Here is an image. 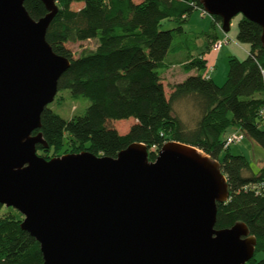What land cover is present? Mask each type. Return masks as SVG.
<instances>
[{
	"label": "water",
	"instance_id": "obj_1",
	"mask_svg": "<svg viewBox=\"0 0 264 264\" xmlns=\"http://www.w3.org/2000/svg\"><path fill=\"white\" fill-rule=\"evenodd\" d=\"M40 1L47 12L33 19L23 0H0V204L22 215L42 263L245 264L254 237L242 222L214 227L226 179L194 146L167 141L153 160L141 142L114 157L37 154L40 114L69 66L45 39L55 0ZM199 1L222 31L241 14L264 38V0Z\"/></svg>",
	"mask_w": 264,
	"mask_h": 264
},
{
	"label": "trees",
	"instance_id": "obj_2",
	"mask_svg": "<svg viewBox=\"0 0 264 264\" xmlns=\"http://www.w3.org/2000/svg\"><path fill=\"white\" fill-rule=\"evenodd\" d=\"M74 2L80 4L76 9L71 8ZM55 4L45 39L55 53L69 60V66L57 80L53 100L61 102L67 91L69 100L88 104L81 114L68 118L46 105L35 130L46 146L38 144L37 154L50 158L66 153L69 146L74 153L86 150L114 157L128 144L141 142L153 160L167 141L194 146L218 164L226 179L228 197L216 203L214 227L244 223L255 240L245 264H264V187L260 186L264 166L253 172L243 155L231 154L224 146L226 134L240 130L264 149L259 116L264 108L261 26L240 16L236 38L247 43V55L228 58L222 84L201 72L207 67L205 59L188 52L189 60L181 68L193 72L166 90L161 78L169 67L165 56L196 46L195 37L183 27L189 14L202 7L199 0H55ZM23 6L33 19L47 12L40 0H23ZM211 19L220 25V17ZM164 21L171 26L162 28ZM87 39H95V47L74 57L66 44ZM184 99L197 110L191 127L174 113V102ZM128 117L134 122L124 133L108 124ZM20 221L12 212L0 216V264H43L39 243L20 228ZM259 251L263 256L256 259Z\"/></svg>",
	"mask_w": 264,
	"mask_h": 264
},
{
	"label": "rangeland",
	"instance_id": "obj_3",
	"mask_svg": "<svg viewBox=\"0 0 264 264\" xmlns=\"http://www.w3.org/2000/svg\"><path fill=\"white\" fill-rule=\"evenodd\" d=\"M79 6V3H71V8L73 9H76ZM240 16L241 14H236L233 16L230 20L229 29L224 32L219 26H216V24L211 21L210 15H201L199 9L192 11L184 23V29L189 33L197 34L194 36L196 46L191 50L187 49L186 51H179L176 54L173 53V55L172 53H169L167 60H170L171 56H173V58L183 57L188 52H190L192 56H196L204 51L206 66H213L211 70L207 71V75L211 77L217 84H222L227 74L228 58L230 56H235L238 59H243L247 55V43L240 42L236 38L237 22ZM161 26L162 28H167L171 26V23L164 21ZM202 31H215L217 32V39L223 40L224 38H228V41L227 43H223L222 46L217 50H212L210 48L207 50L205 49L204 36L201 34ZM182 39L183 38L181 37L177 41ZM95 45V39H87L74 43L69 42L66 44V46L73 53L74 57L77 56L82 49H93ZM175 64L176 62H173V64L170 66V69L165 70L161 76L163 83L166 86V90H168L171 84L181 79L183 76V69L180 66H175ZM201 72L204 73L205 70H202ZM62 93L64 98L61 102L53 100L48 103L47 106L64 118H68L72 114H81L85 106L88 104V101L82 100L83 104H80L79 102L69 100V98L66 96V94H68L67 91H63ZM173 109L174 113L179 116L184 124L190 127L195 124L198 114L197 110L193 106V102L190 99L174 102ZM133 122L134 119L132 117H128L109 121L108 124L114 127L119 133H124L128 130L129 126ZM67 148L68 149L66 150V153H74L70 151L69 146H67ZM227 151L231 154L243 155L248 160L250 168L253 172H256L260 167L264 166V149L248 137H245L239 142L230 144ZM11 212L15 213L18 218L22 219V215L12 207H6L3 205L0 208V216ZM262 256L263 252L261 251L255 253L256 259H259Z\"/></svg>",
	"mask_w": 264,
	"mask_h": 264
},
{
	"label": "built area",
	"instance_id": "obj_4",
	"mask_svg": "<svg viewBox=\"0 0 264 264\" xmlns=\"http://www.w3.org/2000/svg\"><path fill=\"white\" fill-rule=\"evenodd\" d=\"M199 11H200L201 15L207 14L202 7L199 8ZM218 26L220 27V25H218ZM227 39L228 38H224L223 40L217 39V38L213 39L211 41V43H210V46H209L210 49L217 50L219 47L222 46L223 43H227V41H228ZM212 67H213L212 65H209V66L206 67V70H205L206 75H207V71L211 70ZM259 116H260V124L264 125V108L259 111ZM244 138H245V135L240 130H231L225 136L224 146H229L230 144L239 142V141H241ZM152 148L154 149L155 147L152 146ZM260 186L263 188L264 187V183H262Z\"/></svg>",
	"mask_w": 264,
	"mask_h": 264
},
{
	"label": "crops",
	"instance_id": "obj_5",
	"mask_svg": "<svg viewBox=\"0 0 264 264\" xmlns=\"http://www.w3.org/2000/svg\"><path fill=\"white\" fill-rule=\"evenodd\" d=\"M211 21H212V19H211ZM213 22V21H212ZM214 23V22H213ZM216 26H218L217 24H216ZM183 30H184V32L185 33H189V32H187L185 29H184V27H183ZM189 34H191L192 36H196L197 34H195V33H189ZM201 34L204 36V39H205V49H209L210 47H209V42L211 41V39L212 38H209L208 36L209 35H211V36H214V37H217V32H215V31H202L201 32ZM178 53V52H177ZM176 54V53H175ZM168 55L169 54H167L166 56H165V58H166V60H167V57H168ZM173 55V54H172ZM196 56H199V58H203V59H205L206 60V58H205V53H204V51H202L200 54H198V55H196ZM171 59L169 60H167V64H169V67L166 69V70H168V69H170V66L173 64V62H176V64H175V66H180L181 67V64L182 63H184V62H186V61H188L189 60V58L187 57V55L185 54L183 57H177V58H173V56H171L170 57ZM174 59H175V61H174ZM193 71H190V72H188V73H185V72H183V76H182V78L181 79H179V80H177V81H175V82H178V81H180V80H182L184 77H186L188 74H190V73H192ZM211 78V77H210ZM174 82V83H175Z\"/></svg>",
	"mask_w": 264,
	"mask_h": 264
}]
</instances>
